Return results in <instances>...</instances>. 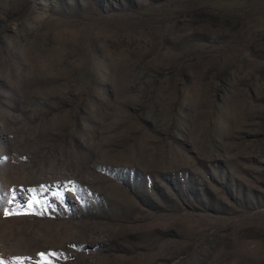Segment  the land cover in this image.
Segmentation results:
<instances>
[{"label":"rangeland","instance_id":"374dc122","mask_svg":"<svg viewBox=\"0 0 264 264\" xmlns=\"http://www.w3.org/2000/svg\"><path fill=\"white\" fill-rule=\"evenodd\" d=\"M0 260L264 264V0H0Z\"/></svg>","mask_w":264,"mask_h":264},{"label":"snow or ice","instance_id":"6c2138e0","mask_svg":"<svg viewBox=\"0 0 264 264\" xmlns=\"http://www.w3.org/2000/svg\"><path fill=\"white\" fill-rule=\"evenodd\" d=\"M35 191V190H33ZM13 202H19L18 198L13 195L10 200H9V203H13ZM22 208H25V209H32L34 207L33 205V202L31 200H26L22 205H21ZM6 217L11 215V214H31L27 211L23 212V213H13V212H10L8 210H5L4 213H3ZM45 254L44 253H40V256L43 257ZM0 264H4V262L2 260H0ZM37 264H39V262H37Z\"/></svg>","mask_w":264,"mask_h":264}]
</instances>
